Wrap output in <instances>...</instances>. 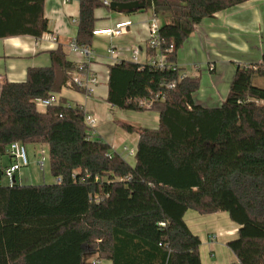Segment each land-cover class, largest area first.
Returning <instances> with one entry per match:
<instances>
[{
  "label": "trees",
  "instance_id": "trees-1",
  "mask_svg": "<svg viewBox=\"0 0 264 264\" xmlns=\"http://www.w3.org/2000/svg\"><path fill=\"white\" fill-rule=\"evenodd\" d=\"M250 0H79L78 46L91 47L94 12L112 3L142 4L163 19L159 69L121 61L108 67L106 102L113 108L159 115L157 129L117 122L137 134L131 166L85 123L84 109L46 100L87 74L61 46L49 67H33L23 82L0 84V156L11 143L46 145L59 183H0V264H201L200 238L184 221L227 213L238 226L227 243L233 264H264V58L238 66L225 100L205 108L194 101L200 77L181 75L177 53L195 27ZM44 0H0V39L48 32ZM172 47V50L169 49ZM150 55L154 50H148ZM210 72H213L210 71ZM9 156V155H8ZM1 172V170H0Z\"/></svg>",
  "mask_w": 264,
  "mask_h": 264
},
{
  "label": "crops",
  "instance_id": "crops-1",
  "mask_svg": "<svg viewBox=\"0 0 264 264\" xmlns=\"http://www.w3.org/2000/svg\"><path fill=\"white\" fill-rule=\"evenodd\" d=\"M43 14L48 22V32L41 38L17 36L0 39V84L3 81L23 82L29 68L49 67L51 63L49 52L61 46L67 60L85 65L87 73L92 74L97 82L91 95L77 92L68 85L62 88L60 93L55 94L56 98L58 101L66 100L69 105H80L85 115L95 119L94 126L89 129L109 144L111 151L118 154L119 144L125 142L133 144V147L129 149L123 147L125 154H119L133 166L138 135L125 132L117 125V122L155 130L159 125V115L150 111L140 113L138 116L128 114L129 118L135 120L131 121L133 123H128L129 119L125 118V114L131 111L113 108L106 102L108 67L118 62L110 58L107 53L108 56L105 59L109 61V64L107 62L100 64L104 55L99 52L98 46H103L104 50L111 45L114 48L118 45L137 46L142 51L140 63H145L150 55L146 47L148 27L154 17L153 13L151 10L132 13L111 11L106 8L95 10L94 15L97 19L95 31L114 28L117 23L127 20L131 22V25L126 29V33L119 37L94 36L90 47L94 55L89 63L83 56L70 49V44L75 41L77 35L79 0H44ZM181 54L184 58L180 57ZM199 55H201V62H206L202 73L207 75L205 81L209 85H206L208 89H201V96H197L200 90L194 95V101L205 108L219 107L227 96L236 68L261 63L264 58V0H250L219 12L211 19L203 20L195 27L193 35L179 50L176 65L181 68L186 61L182 62V59L192 60ZM125 60L132 62L126 56ZM102 65H106L105 72L102 71ZM209 67L213 68V72L209 71ZM36 108L40 112L45 111L42 107L36 106ZM131 152L133 154H130ZM6 156L7 161L1 160L5 165L4 168L9 167L11 162L10 156ZM18 176L20 178L18 183L15 174L10 180H15L20 186H27L32 181L30 177H24L23 174ZM184 221L191 232L201 240L199 248L201 264L236 262V257L227 247V243L237 237L238 226L230 221L227 213L199 215L189 210L184 215Z\"/></svg>",
  "mask_w": 264,
  "mask_h": 264
},
{
  "label": "built area",
  "instance_id": "built-area-1",
  "mask_svg": "<svg viewBox=\"0 0 264 264\" xmlns=\"http://www.w3.org/2000/svg\"><path fill=\"white\" fill-rule=\"evenodd\" d=\"M105 5H109L108 1L103 2ZM131 25L130 21H122L115 25L114 28L104 29L100 31H94V36H109V37H119L126 33V29ZM159 28L160 25L157 23V18L154 16L148 27V40H147V51L154 50L155 54L149 55L145 64L159 68V69H167L170 65L167 62V56L159 51L160 47V37H159ZM70 49L74 52H77L79 55L83 56L87 63H89L93 59V52L90 47L78 46L75 41L70 44ZM172 50V47L169 51ZM141 49L138 47H132L130 50V60L135 63H140L139 57L141 55ZM110 58L116 60L117 62L126 61L125 53L123 51H118L114 47H109L107 50ZM144 64V63H141ZM213 68L209 67V71H212ZM96 78L87 73L84 78L74 77L73 83L79 88L83 89L86 95H91L94 92V86L96 85ZM58 104V99L56 96H52L46 100H37L36 106L42 107L46 109L48 106ZM85 123L91 128L95 124V119L91 116L85 115ZM7 153L13 160V164L9 167L5 168L0 172V183H2V178L6 177L11 179L14 176L16 171H19L21 168L27 167L29 165V159L25 150V146L21 143L14 142L11 143L7 148ZM130 154H133L132 152ZM42 166V162L40 163ZM60 180H57L59 183Z\"/></svg>",
  "mask_w": 264,
  "mask_h": 264
},
{
  "label": "rangeland",
  "instance_id": "rangeland-1",
  "mask_svg": "<svg viewBox=\"0 0 264 264\" xmlns=\"http://www.w3.org/2000/svg\"><path fill=\"white\" fill-rule=\"evenodd\" d=\"M163 19L161 18H157V23L161 26L163 23ZM109 47H113L111 46H107V48L104 50L103 46L99 45L98 46V50L100 53H102L104 56H102L104 59L100 60V64H105V62H107L109 64V61L107 59H105L108 55H107V49ZM133 47H137V46H133ZM116 50L118 51H123L125 53V56L127 59H130L131 55H130V50H131V46H116L115 47ZM178 55V53H177ZM183 54L180 55V57H182ZM178 57V56H177ZM184 58V57H182ZM139 60L142 61V57H139ZM184 60H186L185 62H183ZM184 64H182L181 66V72L183 76H187V75H196L198 77H200V92L197 93V96H201V89L205 90L208 89L207 88V82L206 80V76L205 73L203 72V68L206 67V62H201V55L196 56L194 58H192V60L189 58L186 59H182L181 60ZM245 66V65H242ZM103 69L102 71L105 72L106 69V65H102ZM185 73V75H184ZM100 75H98L99 77ZM209 85V84H208ZM209 87V86H208ZM118 110H116L117 112ZM135 115L138 116L140 115V113H134V112H129L126 113L125 118L129 119L128 123H133L131 121H135L132 118H129V115ZM123 147H126L127 149H129L130 147H133V144L130 145V143L125 142V143H121L118 146V154L122 153L125 154ZM25 150L29 159V165L27 167L21 168L19 171H16L14 174L17 177V183L19 182V174L20 175H24V177H30L32 179V181L29 183V185H53L56 184L57 180L52 176L51 172H50V164H49V155H48V147L46 145H25ZM129 157V156H128ZM11 158V157H10ZM131 158V157H130ZM8 160L7 156H0V169L4 168L5 165L2 164L1 160ZM42 162V166L40 165V163ZM13 164V160L11 159L10 165ZM5 169V168H4ZM3 169V170H4ZM11 182L10 179L3 177L2 179V184L3 185H9V183ZM27 185V184H26ZM86 261L89 264H110L106 261H104V259L99 258V256L97 254H90L86 256Z\"/></svg>",
  "mask_w": 264,
  "mask_h": 264
},
{
  "label": "water",
  "instance_id": "water-1",
  "mask_svg": "<svg viewBox=\"0 0 264 264\" xmlns=\"http://www.w3.org/2000/svg\"><path fill=\"white\" fill-rule=\"evenodd\" d=\"M110 7L112 10L123 12V11H132V10L141 9L143 6L142 4L139 3H127V4L112 3Z\"/></svg>",
  "mask_w": 264,
  "mask_h": 264
}]
</instances>
